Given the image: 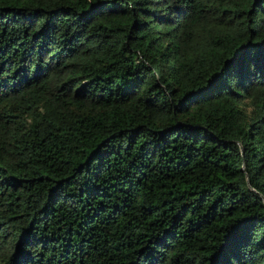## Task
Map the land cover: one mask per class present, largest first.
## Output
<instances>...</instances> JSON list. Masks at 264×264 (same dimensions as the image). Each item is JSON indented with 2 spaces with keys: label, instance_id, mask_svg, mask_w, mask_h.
Returning a JSON list of instances; mask_svg holds the SVG:
<instances>
[{
  "label": "trees",
  "instance_id": "trees-1",
  "mask_svg": "<svg viewBox=\"0 0 264 264\" xmlns=\"http://www.w3.org/2000/svg\"><path fill=\"white\" fill-rule=\"evenodd\" d=\"M0 264H264V0H0Z\"/></svg>",
  "mask_w": 264,
  "mask_h": 264
}]
</instances>
